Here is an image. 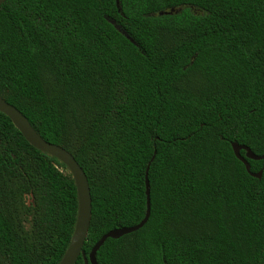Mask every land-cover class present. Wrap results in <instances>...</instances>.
<instances>
[{
  "label": "trees",
  "instance_id": "obj_1",
  "mask_svg": "<svg viewBox=\"0 0 264 264\" xmlns=\"http://www.w3.org/2000/svg\"><path fill=\"white\" fill-rule=\"evenodd\" d=\"M0 98L87 178L75 264L143 220L148 165L146 224L97 264H264V160L231 149L264 155V0H6ZM76 217L66 167L0 113V264H59Z\"/></svg>",
  "mask_w": 264,
  "mask_h": 264
},
{
  "label": "water",
  "instance_id": "obj_2",
  "mask_svg": "<svg viewBox=\"0 0 264 264\" xmlns=\"http://www.w3.org/2000/svg\"><path fill=\"white\" fill-rule=\"evenodd\" d=\"M5 2L6 0H0V7ZM0 113L5 115L11 121L15 129L32 148L57 159L61 164H63L74 181L77 193V217L71 241L59 264H75L78 257L81 255V250L87 237L91 218V198L87 178L83 170L67 151L40 138L30 127L25 117L17 109L6 103L1 98ZM231 149L235 158L244 165L246 172L249 173L252 178L260 179L262 171H259L255 174L250 173V166L247 163V160L261 161L264 160V155L256 156L246 146H240L236 143H231ZM241 151L245 153L244 156L240 155ZM153 158L154 156L152 157L151 161ZM148 167L149 165L145 171V193L147 198V208L143 220L136 226L112 230L103 235L100 240L92 247L88 258H85L82 254L85 264H97L96 253L107 239H119L125 235L138 231L146 224L150 215L149 184L147 180Z\"/></svg>",
  "mask_w": 264,
  "mask_h": 264
},
{
  "label": "rangeland",
  "instance_id": "obj_3",
  "mask_svg": "<svg viewBox=\"0 0 264 264\" xmlns=\"http://www.w3.org/2000/svg\"><path fill=\"white\" fill-rule=\"evenodd\" d=\"M25 202H26V204H30V203H31L30 198H26V199H25Z\"/></svg>",
  "mask_w": 264,
  "mask_h": 264
}]
</instances>
